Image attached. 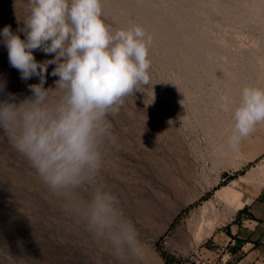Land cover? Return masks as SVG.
Returning <instances> with one entry per match:
<instances>
[{
	"label": "rangeland",
	"instance_id": "1",
	"mask_svg": "<svg viewBox=\"0 0 264 264\" xmlns=\"http://www.w3.org/2000/svg\"><path fill=\"white\" fill-rule=\"evenodd\" d=\"M103 11L114 28L138 24L152 37L150 83L109 117L117 144L106 145L97 178L135 225L143 259L117 257L94 238L0 132V264H167L165 256L196 264L203 233L223 223L226 205L215 192L237 181L250 201L264 187V174L240 180L264 166V123L232 151L231 114L219 107L222 93L238 101L243 87H264V0H103ZM27 14L28 0H0V32L10 25L16 33ZM2 40L0 100L8 93L23 100L39 78L21 80ZM54 67L45 88H55ZM90 195L89 188L78 192L82 201Z\"/></svg>",
	"mask_w": 264,
	"mask_h": 264
},
{
	"label": "clouds",
	"instance_id": "2",
	"mask_svg": "<svg viewBox=\"0 0 264 264\" xmlns=\"http://www.w3.org/2000/svg\"><path fill=\"white\" fill-rule=\"evenodd\" d=\"M17 33H23L24 38ZM10 66L21 80L33 76L30 97L14 94L0 100V132L35 170L42 182L68 208L84 219L94 238L106 241L114 255L143 259L137 229L119 198L98 182L106 145L117 144L109 119L125 99L150 83L152 37L138 24L114 28L104 18L103 0H28V14L17 32H0ZM54 54L37 62L33 52ZM58 77L45 88L48 67ZM5 85H0V93ZM230 113L232 134L227 145L238 151L243 139L264 123V87H243L239 100L219 96ZM91 191L81 200L78 192Z\"/></svg>",
	"mask_w": 264,
	"mask_h": 264
},
{
	"label": "crops",
	"instance_id": "3",
	"mask_svg": "<svg viewBox=\"0 0 264 264\" xmlns=\"http://www.w3.org/2000/svg\"><path fill=\"white\" fill-rule=\"evenodd\" d=\"M197 252L196 264H264V187L230 221L216 225ZM169 258L167 264H190L186 257Z\"/></svg>",
	"mask_w": 264,
	"mask_h": 264
},
{
	"label": "bare ground",
	"instance_id": "4",
	"mask_svg": "<svg viewBox=\"0 0 264 264\" xmlns=\"http://www.w3.org/2000/svg\"><path fill=\"white\" fill-rule=\"evenodd\" d=\"M242 164L244 165V163H242ZM261 174H264V166H260L258 169H256V168L253 169L252 168L251 171H249L246 175L242 176L240 180L243 181V182H251V183H253V182H255V180H257V178ZM237 186H239V183L237 181H232V183H230L229 185L221 186L215 192V197L217 198V200L220 201V202H222V203H224L226 205L225 211H224V216H223V219H222L225 222L230 221L231 218L235 215V213L240 208L244 207L248 202H250L247 199H243V193L239 189H237ZM204 208L208 212H211V213L216 212V210L213 208L212 205H210V206L207 205ZM202 219H203V217H202ZM213 219H215V217ZM205 227H207V226H205ZM205 227H203V230H204ZM213 229H215V228L214 227L213 228H211V227L208 228L207 227V230L203 233L204 234L203 237L204 238L207 237L210 233H212ZM199 233H200V231H199ZM200 235H202V234H200ZM204 238H202V239H204ZM196 239H198V238H196Z\"/></svg>",
	"mask_w": 264,
	"mask_h": 264
},
{
	"label": "trees",
	"instance_id": "5",
	"mask_svg": "<svg viewBox=\"0 0 264 264\" xmlns=\"http://www.w3.org/2000/svg\"><path fill=\"white\" fill-rule=\"evenodd\" d=\"M231 179H233V177H231ZM165 259H166V261H167V263L169 262V260H168V258L165 256Z\"/></svg>",
	"mask_w": 264,
	"mask_h": 264
}]
</instances>
